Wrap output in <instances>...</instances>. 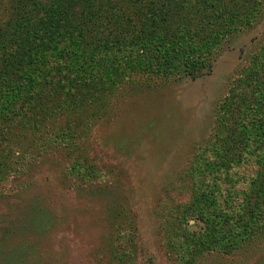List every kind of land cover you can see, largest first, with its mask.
<instances>
[{"label":"rangeland","instance_id":"374dc122","mask_svg":"<svg viewBox=\"0 0 264 264\" xmlns=\"http://www.w3.org/2000/svg\"><path fill=\"white\" fill-rule=\"evenodd\" d=\"M203 50L201 75L140 72L5 138L0 264H264V3Z\"/></svg>","mask_w":264,"mask_h":264},{"label":"trees","instance_id":"16d2710c","mask_svg":"<svg viewBox=\"0 0 264 264\" xmlns=\"http://www.w3.org/2000/svg\"><path fill=\"white\" fill-rule=\"evenodd\" d=\"M263 3L0 0V144L15 128L30 129V120L40 129L41 121L62 108L105 104L118 95L114 89L120 83L136 82L140 72L171 78L182 73L201 75L209 64L203 47L242 26L250 27ZM73 65L84 66L90 73L65 77L63 72ZM258 77L251 94H257L261 102L264 77ZM63 80L74 91H66ZM239 81L248 85L246 78ZM247 99H228L220 119L232 116L240 106L244 110ZM239 123L235 133L243 135L246 130ZM14 151L11 142L0 147V176Z\"/></svg>","mask_w":264,"mask_h":264}]
</instances>
